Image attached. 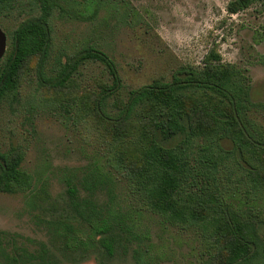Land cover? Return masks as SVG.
<instances>
[{"label":"rangeland","instance_id":"1","mask_svg":"<svg viewBox=\"0 0 264 264\" xmlns=\"http://www.w3.org/2000/svg\"><path fill=\"white\" fill-rule=\"evenodd\" d=\"M229 2L8 0L0 6V28L7 37L0 66L13 49L14 32L39 17L44 6L51 8L52 39L43 76L39 59H33L18 89L0 104V152L22 151L29 180L13 194L0 193V253L23 255L24 264H41L37 258L45 249L54 252L56 264H212L209 238L196 228L166 223L116 168L113 151L133 144L135 132L117 143L106 133L125 116L133 91L157 80L171 82L183 68H202L214 51L223 64L245 71L251 85L245 121L264 142V2L237 15L228 13ZM88 48L107 54L121 79L119 91L99 107L94 93L112 84L100 63L82 62L73 74L74 88L57 91L47 81ZM225 165L221 188L235 196L236 203H230L257 202L252 195L246 199L248 166L233 158ZM69 185L78 189L80 200L93 192L96 213L112 226V234L90 232L71 209ZM257 206L263 210L264 198ZM100 241L115 249L122 243L127 256L106 259Z\"/></svg>","mask_w":264,"mask_h":264},{"label":"trees","instance_id":"2","mask_svg":"<svg viewBox=\"0 0 264 264\" xmlns=\"http://www.w3.org/2000/svg\"><path fill=\"white\" fill-rule=\"evenodd\" d=\"M258 2L264 0H230L227 11L237 15ZM6 3L8 0H0V6ZM50 17L51 8L44 6L39 17L14 32L13 49L0 66V104L18 89L33 59H39L43 76L41 68L52 45ZM76 59L65 64L59 76L47 79L50 87L57 91L74 88V72L82 62L93 60L106 69L112 81L110 86H101L99 94L94 93L93 104L97 102L99 107L102 99L106 102L119 91L121 79L107 54L88 48ZM250 96L245 71L223 64L220 55L211 51L202 68H183L173 74L171 82L157 80L133 91L125 116L120 115L107 128L114 143L135 132L133 144L113 151L116 168L128 175L148 209L166 223L202 231L213 245L212 264H264V208L257 206L264 198V142L245 121L251 109ZM225 142L230 143L229 148ZM230 158L249 168L246 199L257 200L251 206L230 203L235 196L221 188L223 169ZM23 162L22 151L0 152V193L13 194L28 185ZM89 192L80 200L78 189L67 187L72 211L94 236L112 234V226L97 215L93 192ZM99 249L107 254L106 259L115 253L127 256L122 243H117L116 252L100 241ZM17 256L10 258L1 252L0 264H20ZM18 257L24 264L23 255ZM37 260L56 264L54 252L47 249Z\"/></svg>","mask_w":264,"mask_h":264},{"label":"water","instance_id":"3","mask_svg":"<svg viewBox=\"0 0 264 264\" xmlns=\"http://www.w3.org/2000/svg\"><path fill=\"white\" fill-rule=\"evenodd\" d=\"M7 37L3 30L0 28V61L4 58L6 53Z\"/></svg>","mask_w":264,"mask_h":264}]
</instances>
